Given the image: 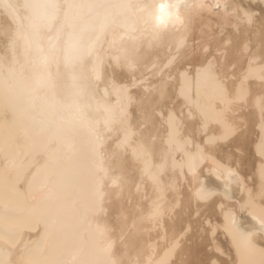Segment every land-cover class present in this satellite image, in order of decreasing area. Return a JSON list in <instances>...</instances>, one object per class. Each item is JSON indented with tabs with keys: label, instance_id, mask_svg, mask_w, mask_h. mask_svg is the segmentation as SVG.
<instances>
[{
	"label": "bare ground",
	"instance_id": "bare-ground-1",
	"mask_svg": "<svg viewBox=\"0 0 264 264\" xmlns=\"http://www.w3.org/2000/svg\"><path fill=\"white\" fill-rule=\"evenodd\" d=\"M0 264H264V0H0Z\"/></svg>",
	"mask_w": 264,
	"mask_h": 264
}]
</instances>
